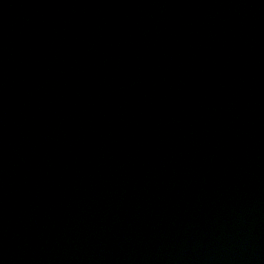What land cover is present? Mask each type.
I'll list each match as a JSON object with an SVG mask.
<instances>
[{
    "label": "water",
    "instance_id": "obj_1",
    "mask_svg": "<svg viewBox=\"0 0 264 264\" xmlns=\"http://www.w3.org/2000/svg\"><path fill=\"white\" fill-rule=\"evenodd\" d=\"M0 264H264V0H0Z\"/></svg>",
    "mask_w": 264,
    "mask_h": 264
}]
</instances>
